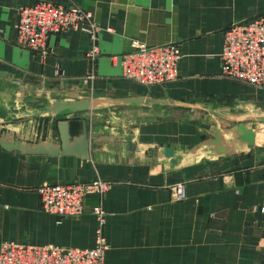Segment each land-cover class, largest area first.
<instances>
[{"label":"crops","instance_id":"1","mask_svg":"<svg viewBox=\"0 0 264 264\" xmlns=\"http://www.w3.org/2000/svg\"><path fill=\"white\" fill-rule=\"evenodd\" d=\"M37 1L0 0V98H26V109L55 100L101 105L37 121L0 115V245L94 248L93 200L82 216L58 218L40 210L37 188L100 176L111 184L102 203L103 264H264V135L239 144L232 129L222 130L233 123L188 108L242 122L264 116V88L222 78L219 59L225 28L264 15V0H46L92 13L100 27L94 61L83 29L50 35L45 55L16 45V9ZM133 42L176 45L177 80L143 87L122 78L121 56ZM135 99L182 107L126 103ZM83 120L87 158L13 151L59 149L61 121L76 143ZM215 131L224 152L211 143ZM176 184L183 201L171 196Z\"/></svg>","mask_w":264,"mask_h":264},{"label":"built area","instance_id":"2","mask_svg":"<svg viewBox=\"0 0 264 264\" xmlns=\"http://www.w3.org/2000/svg\"><path fill=\"white\" fill-rule=\"evenodd\" d=\"M16 45L45 55L50 35L63 30H85L91 44L85 55L94 61L100 27L90 11L78 5H60L38 0L16 9ZM220 59L222 78L264 88V15L232 22L224 30ZM181 53L176 45L149 47L133 42L131 51L121 56L122 78L139 86L153 87L177 80ZM111 184L100 176L89 182L63 185L42 184L37 188L40 210L58 218H77L85 213V202L93 200L90 213L96 221L95 246L92 249H63L54 245L32 246L3 242L0 264H103L106 250L103 237L104 196ZM175 201L186 198L184 185L171 187Z\"/></svg>","mask_w":264,"mask_h":264},{"label":"water","instance_id":"3","mask_svg":"<svg viewBox=\"0 0 264 264\" xmlns=\"http://www.w3.org/2000/svg\"><path fill=\"white\" fill-rule=\"evenodd\" d=\"M128 104L132 105H151V104H160L165 105L169 107H178L181 108V105H177L173 102L169 101H156V100H145V99H135V100H128L126 101ZM101 103L97 101L92 100H68V101H60L55 100L50 103L49 107L45 110L36 113L32 115L30 118H38V117H44V116H55L58 114H61L63 112L72 111V112H78V113H86L91 112L100 106ZM191 110H199L203 111L206 114L213 116L215 119H221L227 122H231L235 124V127L231 130V135L234 136V141H236L239 144H244L248 146H253L255 144V137L257 130L254 131L252 129H248L245 125L241 123V121L225 117L222 115H219L213 111H208L205 109H201L199 107H188ZM29 118V119H30ZM257 121H264V117H259L256 119ZM60 125V147L59 149H49L46 147L37 146L34 149L29 148V146H21L20 144H16L13 146V151L20 152L25 155H46L49 157H56L58 155H75L80 158H87L88 156V129L86 121H82V130H81V137L79 138L78 142L71 143L69 139V133H68V125L66 121H61L59 123ZM62 127V128H61ZM213 136L215 140H213L211 143L214 144L216 147L219 148L222 152L224 150L220 147V141H221V134L219 132H214ZM75 146L80 148L81 151H78V153H74ZM76 152V151H75ZM168 156H170L171 151L167 152Z\"/></svg>","mask_w":264,"mask_h":264},{"label":"rangeland","instance_id":"4","mask_svg":"<svg viewBox=\"0 0 264 264\" xmlns=\"http://www.w3.org/2000/svg\"><path fill=\"white\" fill-rule=\"evenodd\" d=\"M25 100L26 98L22 99L21 102H18L13 97L12 98H7V97L0 98V115L2 116V119H6L4 122L19 121V120L20 121L36 120V118H32V119L30 118L29 120L27 119L33 114H36V113H39L45 110L44 107H39L37 105L36 107L32 109H26ZM27 104L29 105V102ZM38 119H42V118L38 117ZM214 121H219V120L215 119ZM239 121H241V123L245 125L248 129H251L250 126H252L254 127V131L257 130V133L259 135H264V121H245V122L244 121L242 122V120H239ZM219 125L222 126V123H219ZM234 127H235V124L233 123V125H231L229 128L222 129V130L233 129Z\"/></svg>","mask_w":264,"mask_h":264}]
</instances>
